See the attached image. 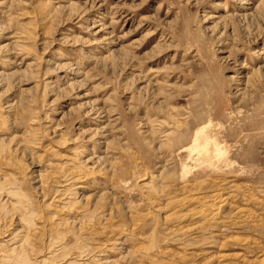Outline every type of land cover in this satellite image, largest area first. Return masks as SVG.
Returning <instances> with one entry per match:
<instances>
[{
	"label": "rangeland",
	"instance_id": "rangeland-1",
	"mask_svg": "<svg viewBox=\"0 0 264 264\" xmlns=\"http://www.w3.org/2000/svg\"><path fill=\"white\" fill-rule=\"evenodd\" d=\"M0 264H264V0H0Z\"/></svg>",
	"mask_w": 264,
	"mask_h": 264
},
{
	"label": "bare ground",
	"instance_id": "bare-ground-1",
	"mask_svg": "<svg viewBox=\"0 0 264 264\" xmlns=\"http://www.w3.org/2000/svg\"><path fill=\"white\" fill-rule=\"evenodd\" d=\"M203 212V211H202Z\"/></svg>",
	"mask_w": 264,
	"mask_h": 264
}]
</instances>
